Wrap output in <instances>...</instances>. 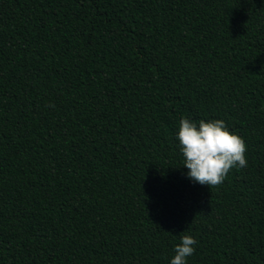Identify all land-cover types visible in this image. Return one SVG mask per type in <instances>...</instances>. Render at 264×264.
<instances>
[{
    "label": "trees",
    "instance_id": "16d2710c",
    "mask_svg": "<svg viewBox=\"0 0 264 264\" xmlns=\"http://www.w3.org/2000/svg\"><path fill=\"white\" fill-rule=\"evenodd\" d=\"M182 118L247 166L190 180ZM181 234L264 264V0H0V264H170Z\"/></svg>",
    "mask_w": 264,
    "mask_h": 264
},
{
    "label": "clouds",
    "instance_id": "9594fccd",
    "mask_svg": "<svg viewBox=\"0 0 264 264\" xmlns=\"http://www.w3.org/2000/svg\"><path fill=\"white\" fill-rule=\"evenodd\" d=\"M177 139L184 158L183 167L188 169L187 177L200 185L219 186L230 170L247 166L244 139L229 131L223 120L201 119L197 123L182 118ZM180 239L170 264H186V258L195 251L193 236L181 234Z\"/></svg>",
    "mask_w": 264,
    "mask_h": 264
}]
</instances>
